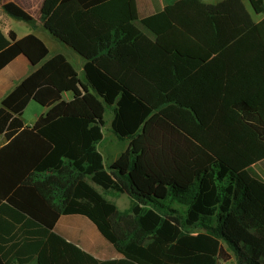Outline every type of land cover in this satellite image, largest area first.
I'll return each instance as SVG.
<instances>
[{"label":"trees","instance_id":"obj_1","mask_svg":"<svg viewBox=\"0 0 264 264\" xmlns=\"http://www.w3.org/2000/svg\"><path fill=\"white\" fill-rule=\"evenodd\" d=\"M222 7L175 0L139 18L136 0H45L40 19L83 58L84 81L35 34L0 29V69L19 54L33 67L1 101L0 264H264V16L236 25ZM30 100L46 111L23 126ZM106 106L129 140L108 166ZM63 214L86 216L121 257L57 234Z\"/></svg>","mask_w":264,"mask_h":264},{"label":"crops","instance_id":"obj_2","mask_svg":"<svg viewBox=\"0 0 264 264\" xmlns=\"http://www.w3.org/2000/svg\"><path fill=\"white\" fill-rule=\"evenodd\" d=\"M175 0H136L137 5V14L139 18L147 16L149 14L158 12L164 8L165 5L174 2ZM12 2L18 5L20 8L25 10L33 17L32 22H24L22 24L21 31H17L14 26L13 20H18L11 18L3 13L0 9V29L1 31L7 35L8 31L12 30L15 32L18 38L33 33L37 37H39L48 47L47 40L54 43H62L65 48H67L70 52H72L73 56H78V65L79 68H76L70 58L63 52L51 53L50 49L48 57L56 54L62 53L69 62L74 66L78 77L80 80L84 81V76L81 78L80 72H83V58L75 52L72 48H70L65 43L61 42L55 35L50 33L43 25V21L40 19V9L45 0H1V3ZM20 22V21H18ZM76 54V55H75ZM33 71V67L31 66L29 60L23 55L19 54L15 58H13L8 64H6L3 68L0 69V107L1 101L4 99L13 88L19 84L26 76H28ZM84 75V74H83ZM66 99L71 98V93L64 94ZM34 100H30L21 115L19 116L23 126L32 125L37 117L40 114H43L46 111V107H38V113L34 116L32 120L25 119L24 113L31 102ZM40 105V104H39ZM41 106V105H40ZM7 142V139L4 135V131L0 132V146L4 145ZM103 156V155H102ZM115 157L112 162L116 159ZM104 160V157H103ZM111 162V163H112ZM110 163V164H111ZM105 166L106 164L104 161ZM98 188V186H96ZM125 194V193H121ZM126 195V194H125ZM127 196V195H126ZM128 197V196H127ZM53 230L64 237L66 240L76 244L81 249L86 252L92 254L94 257L99 259H114L120 258L121 254L117 252L113 246L101 235L96 226L91 222L86 216L82 214H63L60 215L58 220L56 221ZM231 260H233L231 258ZM234 261V260H233ZM26 264H36V259L31 260Z\"/></svg>","mask_w":264,"mask_h":264},{"label":"rangeland","instance_id":"obj_3","mask_svg":"<svg viewBox=\"0 0 264 264\" xmlns=\"http://www.w3.org/2000/svg\"><path fill=\"white\" fill-rule=\"evenodd\" d=\"M207 4H218L223 3L222 12L229 14L230 18L232 19L233 23L236 25H243L246 27L251 26L255 22H258L263 16L262 14H257L251 7L248 0H238L241 3L237 4L235 1L229 0H203ZM14 26L17 31H21L22 24L24 20H13ZM20 21V22H18ZM50 52H59L65 53L70 60L72 61L73 65L76 68H79L78 65V56H73L72 52H70L67 48H65L64 44L54 43L52 44L51 41H46ZM76 55V54H75ZM80 72L81 78H83V72ZM38 107L40 106L37 102L32 101L28 108L25 110L24 118L32 120L34 116L38 113ZM113 117V109L111 106H106V111L104 113V123L102 126L103 137L98 144V150L104 157V161L106 164H110L115 157H118L128 146L129 140L127 138H120L118 137L111 129V120ZM108 166V165H107ZM260 168L264 169V161L259 163ZM99 190L101 188L98 187ZM102 191V190H101ZM106 198L113 201L119 209H125L129 206V198L125 194L121 193H114L112 191H103ZM233 259V258H232ZM218 264H236L235 261L229 260H219Z\"/></svg>","mask_w":264,"mask_h":264}]
</instances>
